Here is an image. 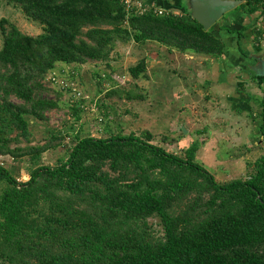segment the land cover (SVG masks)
Listing matches in <instances>:
<instances>
[{
    "label": "trees",
    "instance_id": "1",
    "mask_svg": "<svg viewBox=\"0 0 264 264\" xmlns=\"http://www.w3.org/2000/svg\"><path fill=\"white\" fill-rule=\"evenodd\" d=\"M3 1L43 32L0 22V159L9 161H0V264H264V155L246 179L219 183L196 163L197 141L170 140L173 153L149 132L113 134L107 123L97 137L71 125L35 141L32 129L51 111L68 109L73 123L84 114L86 103L62 102L68 90L46 87L60 65L109 70L118 47L145 43L218 59L226 45L214 26L205 31L186 5L160 16L127 13L118 0ZM242 1L236 11L264 23V0ZM128 75L145 79V61ZM113 96L138 99L122 87Z\"/></svg>",
    "mask_w": 264,
    "mask_h": 264
},
{
    "label": "crops",
    "instance_id": "2",
    "mask_svg": "<svg viewBox=\"0 0 264 264\" xmlns=\"http://www.w3.org/2000/svg\"><path fill=\"white\" fill-rule=\"evenodd\" d=\"M146 3L157 10L174 15H181V9L183 5H186L184 0H146ZM257 18V15L247 16L234 9L214 25L213 33L223 39L226 45L225 54L221 58L181 55L176 52H169L166 48L155 43L130 44L126 47L127 53H130L128 54L129 57L124 55L125 49L121 46L118 48L121 54L118 50L116 51V59L109 63L110 72L113 73L118 68L117 63L120 60L124 65L128 64L129 68L134 66L130 59L137 54L146 63V78L139 80L137 84L135 81L129 87H131V91L135 88L138 91L142 90L143 93L148 87L158 84L157 81L152 84L149 82L154 73L166 71L168 63H170L175 72L182 74V77L174 76V79L172 77L173 81H178L173 97L186 98V105L190 106V117H185L184 121H193L196 104L211 102L212 105H217L222 103V110L219 111L220 118H216L220 119L219 124L222 125V146L226 148L227 145V149L235 153V156L230 155L229 158L222 160V167L244 170L246 167H251L257 159L264 155V131L261 132L264 130L262 128L264 126V114L261 113L262 105H260L263 104L264 107V103H262L264 83L259 85L257 81L258 77L264 76V42L258 40L255 32ZM60 68L69 71L70 76L74 75L83 81V84L79 82L78 85L81 87L82 93L91 101L93 99L91 93L95 92L94 88L97 87L95 83H92L94 81L92 78L97 72L100 73L99 68L101 66L88 63L72 67L60 65ZM89 68L93 69L91 73ZM128 69L125 72H122L123 69L116 71V75L111 76L113 82L108 79L103 82L101 79L99 86L104 90L100 89L102 91L100 95L105 97L100 107L103 111L107 108L114 115L120 114L117 106L121 104L125 105V108L127 106L129 113H131L133 106H137L133 100L119 99L115 96L106 97L109 91L116 90L118 87L130 91V88H127L125 84L121 86V81L124 79L128 81L129 79ZM120 72L122 76L117 75ZM84 76L86 77L83 79ZM140 82L143 84L139 85ZM159 84L161 85L162 82ZM88 103L86 104L88 105ZM140 110L141 108L138 111ZM138 111L134 114L137 117ZM113 117L115 118V116ZM83 118L78 122L81 123L79 124L80 129L86 128L83 127L86 126ZM175 119L172 120V132L173 126L180 124V122L183 124L182 119L174 121ZM106 121L108 120L106 119ZM107 127L111 131L109 123H107ZM141 130V133L149 131L145 126ZM85 132H87V128ZM89 132L95 135L96 131L89 129Z\"/></svg>",
    "mask_w": 264,
    "mask_h": 264
},
{
    "label": "rangeland",
    "instance_id": "3",
    "mask_svg": "<svg viewBox=\"0 0 264 264\" xmlns=\"http://www.w3.org/2000/svg\"><path fill=\"white\" fill-rule=\"evenodd\" d=\"M2 20H6L8 23L17 27L22 33L30 36H38L43 32L41 26H39L37 23L27 20L20 8L8 4L3 0L0 1V22ZM126 47L127 46L122 47L125 49L124 55L129 57L128 54L130 53H127L128 49ZM1 48L2 41L0 37V50ZM118 51L121 54L120 49ZM130 60H132V63L135 65L141 61V58L135 54V57H131ZM117 64L118 68H116L113 73L110 72L111 69L107 70L104 68L105 66L100 65V73L97 72L92 78L94 80L92 83L97 85V87L94 88L95 92L91 93V97H93V99L90 101L88 98L85 102H89L88 105L85 104L80 106V108H82L84 111L82 118L85 117L83 119L85 120L84 124H86V126L84 125L83 127L87 128V132H85L86 128H84L83 135L87 133L89 135V129H92L94 132H101L104 129L106 123H109V127L111 129L110 132L113 134L125 136L129 134H136V136H140L142 131L141 129L143 126H145L155 137V144L161 146L168 152L177 153L178 151L177 144L174 143L170 145V140L182 138L185 140V142H188L189 145L191 142L197 141L200 144V147L196 154V163L211 176H213L214 179L219 183H224L234 179H246L247 176L250 175V167H246L244 170L222 167V160L224 158H229L230 155L235 156L234 151H229L227 149V145L226 148L222 146V125L220 126L219 124L220 119H216L218 117L220 118L221 114L219 111L222 110V103H218L217 105H212L211 102L196 104L194 114L195 118H193V121H184L185 117H190V106L186 105V98L182 97V99H178L175 96L173 97V93L176 91L178 85V81H173L174 76L182 77V74L180 72H175L173 66L170 63H168L166 71L162 70L160 73H157V71L154 73L152 79L149 80V82L152 84L154 81H157L158 84L148 87V89L144 90L143 93L142 90L138 91V89L135 88H133L131 91V87L129 86L135 82H131L130 79H128V81L124 79V82L121 81V86L125 84L127 88H130V92H132L133 96L138 98L137 100H133L137 106H133L131 113H129L127 106L125 108V105L123 106L121 104V106H117V110L120 112V114L114 115L113 112L107 108L103 111L102 108H100L103 98H105L104 96L100 95V92H102L100 89L104 90V88L99 86V83L101 82V75H103L101 77L103 82L105 79L111 80L110 82H113L111 76L116 75V71L123 69L122 72H125L129 68V65H124L122 60H120ZM59 69L62 71L65 70L64 68L60 67ZM92 70V68H89L90 73ZM69 74L71 73L69 71L67 72L66 70L63 75H60L56 71L54 72V77L73 84L78 88L79 91H81L82 89L79 87L78 83L82 82L83 84V81L77 77H74V75L70 76ZM117 75L122 76V73L120 72ZM87 76L90 77L89 75ZM85 77L86 76H84L83 79ZM49 78L50 77H47L45 80L46 87L50 90L55 89L57 91H61L62 89L48 82ZM137 82L135 84H137ZM161 82L162 84L160 85L159 83ZM142 84L143 83L141 82L139 83V85ZM62 91L66 92L64 90ZM54 96L55 95L53 94H45L44 97L48 99H54ZM68 96L71 98L69 93L67 95L63 94V97L61 98L62 102H69ZM140 97L141 99L139 100ZM199 102L201 101L199 100ZM140 108L141 110L138 111ZM137 111L138 117L134 115ZM124 112H128L129 114ZM113 116H115V118ZM46 117L47 123L44 125L33 121L32 129L36 139L35 141L41 140L48 131L62 132L65 130L66 126L69 127L73 125L76 128V131H78L79 124H81L73 123L72 118L69 116V110L66 108H64L62 111H51L46 114ZM173 118L182 119L183 124L180 122V124L173 126L172 132L171 125ZM106 119L108 121H105ZM176 119L174 121H176ZM182 130H185L183 136L181 135ZM174 131L176 133L175 136ZM92 136L97 137L98 135ZM185 142L181 144H186ZM67 148L68 146H65L64 151H61V153L55 152L54 155L45 154V156H43L44 163L46 165L55 163L56 157H63ZM0 161L9 163L7 159H0ZM27 180L28 176L24 175V173L21 175V177L19 176L20 182H26ZM150 223H153L156 230L160 229L157 226V221L153 220Z\"/></svg>",
    "mask_w": 264,
    "mask_h": 264
},
{
    "label": "water",
    "instance_id": "4",
    "mask_svg": "<svg viewBox=\"0 0 264 264\" xmlns=\"http://www.w3.org/2000/svg\"><path fill=\"white\" fill-rule=\"evenodd\" d=\"M192 20L205 31L216 25L227 13L244 3L242 0H184ZM185 133V130H183Z\"/></svg>",
    "mask_w": 264,
    "mask_h": 264
},
{
    "label": "built area",
    "instance_id": "5",
    "mask_svg": "<svg viewBox=\"0 0 264 264\" xmlns=\"http://www.w3.org/2000/svg\"><path fill=\"white\" fill-rule=\"evenodd\" d=\"M124 7L125 11L127 13L133 12V11H138V12H145L148 8H154L153 6H148L146 3V0H118ZM157 14L162 16V15H167L166 12L157 10L155 9ZM256 33L259 34L260 36L258 37L259 41L264 42V23L262 20L258 21L255 26ZM51 84L57 86L58 88L64 90V91H69V94L71 95V98L75 102L79 103H85L88 99L87 96H85L81 91L78 90L76 86L73 84H70L69 82L60 80L59 78L53 77L49 78L48 80ZM101 121V120H99Z\"/></svg>",
    "mask_w": 264,
    "mask_h": 264
}]
</instances>
